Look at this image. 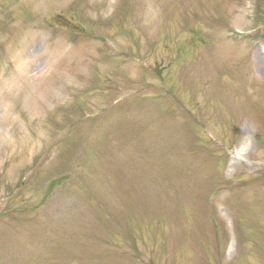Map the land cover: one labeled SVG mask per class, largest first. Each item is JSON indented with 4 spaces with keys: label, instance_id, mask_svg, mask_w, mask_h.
Masks as SVG:
<instances>
[{
    "label": "rangeland",
    "instance_id": "rangeland-1",
    "mask_svg": "<svg viewBox=\"0 0 264 264\" xmlns=\"http://www.w3.org/2000/svg\"><path fill=\"white\" fill-rule=\"evenodd\" d=\"M0 264H264V0H0Z\"/></svg>",
    "mask_w": 264,
    "mask_h": 264
}]
</instances>
